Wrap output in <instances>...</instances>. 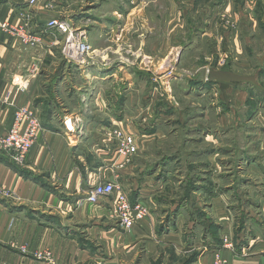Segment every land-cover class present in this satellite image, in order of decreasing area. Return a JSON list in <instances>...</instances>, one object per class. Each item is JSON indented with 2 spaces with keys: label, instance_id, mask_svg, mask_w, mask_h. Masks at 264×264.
<instances>
[{
  "label": "rangeland",
  "instance_id": "obj_1",
  "mask_svg": "<svg viewBox=\"0 0 264 264\" xmlns=\"http://www.w3.org/2000/svg\"><path fill=\"white\" fill-rule=\"evenodd\" d=\"M56 1L95 50L82 67L70 63L77 81H115L124 98L117 129L134 138L126 156L146 182L132 195L148 213L131 230L103 215L76 221L58 229L69 246L62 258L61 247L31 255L41 264H264V0L44 5Z\"/></svg>",
  "mask_w": 264,
  "mask_h": 264
},
{
  "label": "crops",
  "instance_id": "obj_2",
  "mask_svg": "<svg viewBox=\"0 0 264 264\" xmlns=\"http://www.w3.org/2000/svg\"><path fill=\"white\" fill-rule=\"evenodd\" d=\"M44 1L0 0V19L27 20L28 32L36 38L32 44H23L0 30V134L6 132L17 105H30L41 125L22 164L0 150V264H41L31 254L45 246L57 252L61 247L62 258L69 246L58 232L60 227L110 217L107 204L87 202L89 187L110 181L135 201L141 196L132 194L146 182V176L144 181L138 179V160L119 154L118 140L109 135L122 120L124 98L117 96V84L77 81L81 72L61 57L59 38L44 29L47 19L74 14L58 1L54 8H46ZM32 65L37 66L35 73L30 71ZM24 83L22 90L16 88ZM115 230L109 228L106 236ZM104 241L113 243V236ZM21 245H27L30 255L20 252ZM85 255L76 256L90 259Z\"/></svg>",
  "mask_w": 264,
  "mask_h": 264
},
{
  "label": "built area",
  "instance_id": "obj_3",
  "mask_svg": "<svg viewBox=\"0 0 264 264\" xmlns=\"http://www.w3.org/2000/svg\"><path fill=\"white\" fill-rule=\"evenodd\" d=\"M29 1L35 3L36 0ZM27 27V20L12 23L0 19L1 31L18 38L23 44H32L36 41V38L28 32ZM44 29L56 38L59 37L60 55L68 63H74L82 67L95 52L83 32L65 18L51 17L47 19L44 23ZM30 71L35 73L37 66L32 65ZM26 85V83L20 84L16 88L22 90ZM66 127L72 129L67 123ZM40 131V121L34 109L27 104L17 105L6 132L0 134V150L9 152L12 161L16 164H22L38 139ZM109 135L118 140L116 151L119 154L126 155L136 150L133 136L124 134L121 129L112 130ZM86 200L89 204L101 202L107 204L110 217L124 230L130 229L134 224L143 220L148 213V208L143 200L131 201L118 185L110 181L93 185L87 192ZM225 263L226 260L222 256H216L212 264Z\"/></svg>",
  "mask_w": 264,
  "mask_h": 264
},
{
  "label": "bare ground",
  "instance_id": "obj_4",
  "mask_svg": "<svg viewBox=\"0 0 264 264\" xmlns=\"http://www.w3.org/2000/svg\"><path fill=\"white\" fill-rule=\"evenodd\" d=\"M166 65H167V64H166ZM166 65H165V66H166ZM122 68H123V69H122ZM124 68H125V67H119V70H117V71H122V70H124Z\"/></svg>",
  "mask_w": 264,
  "mask_h": 264
}]
</instances>
